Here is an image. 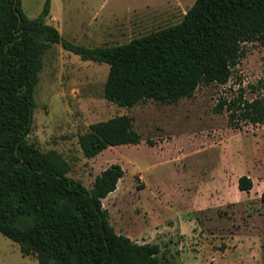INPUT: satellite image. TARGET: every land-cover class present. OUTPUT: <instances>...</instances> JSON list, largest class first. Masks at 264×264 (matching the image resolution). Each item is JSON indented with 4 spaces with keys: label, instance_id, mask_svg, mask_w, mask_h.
<instances>
[{
    "label": "rangeland",
    "instance_id": "1",
    "mask_svg": "<svg viewBox=\"0 0 264 264\" xmlns=\"http://www.w3.org/2000/svg\"><path fill=\"white\" fill-rule=\"evenodd\" d=\"M195 1L52 0L50 22L79 45H120L179 23ZM21 2L25 13L36 17L45 0ZM243 46L246 53L226 84H202L192 97L172 104L146 100L125 107L104 96L109 64L84 60L54 44L44 55L35 89L29 139L42 151L61 152L71 166L68 175L89 189L105 168L123 167L119 191L103 199L110 223L120 232L127 226L133 231L148 228L145 205L158 211L160 219L166 216L162 208L170 203L182 210L180 224L169 215L150 236L144 235L161 246L164 264H185L183 253L196 256V264H264V123L232 124L226 108L215 109L220 98L244 90L250 99L258 92L251 86L264 77V45ZM122 114L133 118L142 135L140 143L110 146L95 157H85L79 137L92 123ZM242 175L253 179L251 190L239 189ZM215 177L221 187L208 185L207 194L227 195L187 211L184 201L196 195L197 181L209 183ZM238 194L251 195L241 199ZM0 264H38V260L24 255L17 242L0 232Z\"/></svg>",
    "mask_w": 264,
    "mask_h": 264
},
{
    "label": "trees",
    "instance_id": "2",
    "mask_svg": "<svg viewBox=\"0 0 264 264\" xmlns=\"http://www.w3.org/2000/svg\"><path fill=\"white\" fill-rule=\"evenodd\" d=\"M51 5L45 0L39 15L29 17L21 0H0V232L38 264H164L158 243L134 241L110 223L103 199L125 175L120 164L105 168L89 189L68 175L61 152L30 141L44 55L59 44L84 60L109 64L104 96L120 106L172 104L202 84H226L246 53L243 45H264V0H196L179 23L104 47L65 38L50 22ZM251 87L256 96L242 90L220 98L216 111L226 108L232 124H263L264 77ZM141 138L133 118L122 114L92 123L78 142L92 158ZM253 186L250 176L239 177L240 190Z\"/></svg>",
    "mask_w": 264,
    "mask_h": 264
},
{
    "label": "crops",
    "instance_id": "3",
    "mask_svg": "<svg viewBox=\"0 0 264 264\" xmlns=\"http://www.w3.org/2000/svg\"><path fill=\"white\" fill-rule=\"evenodd\" d=\"M155 144H158V143H155ZM177 153L178 154H181V153H184V152H183V150H178ZM187 154H185L184 157L183 156L178 157V160L181 161V159L186 158L188 156ZM171 162L172 163L175 162L174 156L171 158ZM220 170H221L220 167L218 169H215V171H220ZM142 179H143V177H142ZM197 183H198V186L196 188V192H197L196 195L195 196L191 195L192 200L190 202L184 201L185 206L188 209L187 211L200 210V209L203 208L202 205L205 204V202H206L207 199H218V197H222L224 195H227V194H207V191H208L207 190V187H208V185H210V187H215V186L217 187V185H219V187H221V180L220 179H217L216 177L214 178V180L210 181L209 183L204 182V181L203 182L197 181ZM119 187L120 186H119V183H118L117 189L115 191H113L112 193H110L108 195V197L113 196L114 194H116L119 191V189H120ZM189 192L193 193V192H195V189H194V191H189ZM183 195H187V194H182V196ZM238 195L242 199V198L249 197V195H251V194H238ZM158 196H161L162 197V194H159ZM210 203H211V201H210ZM172 205H174V204L170 203L166 207L162 208V214H165L166 215L163 219H160L159 218L160 216L157 217L158 215L157 216L155 215V214H159L158 211L156 213V210L154 208L152 210V209L148 208L145 205L144 207H145L146 210L143 213H144V215H146V217H147V215H148V217H150V219H148V221H150V222H148V224H149L148 225V228H145L144 230H141L140 229L138 231L137 230L136 231H133L129 226H127L125 228V231L120 232L117 229H116V231L118 233H124V234H126L131 239H133L134 241H137L139 243H146V242L153 243L152 241L145 240L144 235L150 236L151 231L153 230V228H156L157 229L158 222H160V221L166 222L167 221L166 220V217L169 216V215H172L175 218V223L176 222L178 224L181 223L180 222L181 221V217H182V215L184 213L182 212V210L179 211L177 209V207L172 206ZM191 223L194 224V222H192V221H191ZM176 227H178V226L176 225ZM182 259H183V261H184L185 264H196V260H197L196 256H194L193 254H192V256H190V254H185V253L182 254ZM212 260L215 261V258H213Z\"/></svg>",
    "mask_w": 264,
    "mask_h": 264
}]
</instances>
